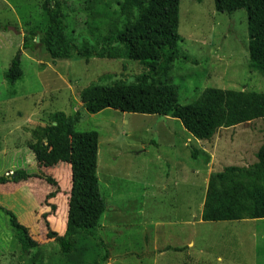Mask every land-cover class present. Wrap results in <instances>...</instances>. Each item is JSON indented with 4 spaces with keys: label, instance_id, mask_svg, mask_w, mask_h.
Returning a JSON list of instances; mask_svg holds the SVG:
<instances>
[{
    "label": "rangeland",
    "instance_id": "374dc122",
    "mask_svg": "<svg viewBox=\"0 0 264 264\" xmlns=\"http://www.w3.org/2000/svg\"><path fill=\"white\" fill-rule=\"evenodd\" d=\"M58 1L65 7L66 36L76 44L96 45L97 36L116 33L125 21L124 0ZM43 2L0 0V177L40 170L58 181L61 193L47 199L55 188L36 178L20 184L15 195L16 188L0 193V264H264V219L201 218L211 175L257 162L264 121L222 128L206 141L172 117L113 109L90 114L80 99L85 88L116 80L132 84L147 68L128 59L126 51L120 59L53 61L42 51L43 64L31 58L22 46L31 31L42 34L47 28ZM178 32L181 54L189 60L176 61L156 80L177 87L180 104L194 103L207 88L264 93V71L249 58L244 10L228 15L217 12L214 0H181ZM17 56L24 77L11 82L5 74ZM60 111H81L75 130L100 135L98 176L107 210L97 233L109 253L105 262L99 243L88 235L73 238L70 254L50 236V231L65 233L66 218L58 226L54 222L70 200V128L45 140L41 149L33 131L49 127ZM47 187L50 192L43 195ZM4 209L29 229L38 248L22 252Z\"/></svg>",
    "mask_w": 264,
    "mask_h": 264
},
{
    "label": "trees",
    "instance_id": "16d2710c",
    "mask_svg": "<svg viewBox=\"0 0 264 264\" xmlns=\"http://www.w3.org/2000/svg\"><path fill=\"white\" fill-rule=\"evenodd\" d=\"M181 0H124L121 15L124 24L116 33L99 35L96 45L85 40L76 44L66 36L67 26L58 0H44L42 9L47 16V28L42 34L31 31L22 49L43 64L44 52L53 61L80 58L120 59L126 51L128 59L147 68V72L132 84L116 80L111 85L91 84L80 99L82 108L90 114L106 109L122 113L172 117L181 122L185 130L198 140L211 141L222 128H233L255 120L264 121V93L252 91L205 89L197 101L182 105L174 85L158 82L157 77L167 75L176 61L189 60L181 54L179 42ZM202 2V0H197ZM217 12L231 15L244 10L248 16L249 58L253 66L264 71V0H214ZM5 29V28H4ZM2 30V29H0ZM4 31V30H3ZM39 41L36 42V38ZM24 77L22 62L15 57L8 67L5 78L17 82ZM81 111L67 115L60 111L53 115L46 128L33 131L36 147L58 134L64 127L70 133V175L72 187L67 210L60 211L61 218L68 216L63 235L50 231L51 238L60 250L70 254L74 250L73 238L80 234L92 237L99 243L101 262L109 253L102 237L97 233L102 216L107 210L106 198L101 192L98 176L100 135L97 131L79 132L75 126L81 121ZM66 127V128H67ZM41 179L55 188L47 199L61 193L58 181L44 172L29 173L19 170L13 175L0 177V185ZM14 236L25 254L38 248L29 229L17 216L4 209ZM264 219V140L257 152V162L249 167H226L211 175L204 202V222H229Z\"/></svg>",
    "mask_w": 264,
    "mask_h": 264
},
{
    "label": "crops",
    "instance_id": "0c3cea01",
    "mask_svg": "<svg viewBox=\"0 0 264 264\" xmlns=\"http://www.w3.org/2000/svg\"><path fill=\"white\" fill-rule=\"evenodd\" d=\"M43 71H45V70H43ZM67 127V126H66ZM66 127H64L58 134L60 135V134H62V133H65V131H66ZM70 133H71V130H69L68 131V136H69V139H70ZM58 134H56L55 136H57ZM58 135V136H59ZM53 138H55L54 136L53 137H51V140H53ZM214 138H215V136H214ZM31 180V182H33L32 180L33 179H30ZM29 182V180L28 181H25V182H20V183H18V184H14V183H9V184H6V185H0V193L1 194H3V193H8L9 194V192H8V189H10V188H16V190H13V194L15 195L16 193H17V191L20 189V186L22 185V184H25V186L27 185V183ZM21 184V185H20ZM72 187V186H71ZM3 189H4V191H3ZM12 190V189H11ZM10 191V190H9ZM45 193L43 194V195H45V194H47V193H49L50 192V187H47V189H45V191H44ZM50 194V193H49ZM21 206V205H20ZM22 207V209L24 208V209H26L27 207H25L24 205H22L21 206ZM23 209V210H24ZM25 211V210H24ZM203 212V211H202ZM201 218H202V214H201ZM19 220V219H18ZM67 222H68V216L66 217V221H65V225H64V232H65V230H66V227H67ZM25 226V225H24Z\"/></svg>",
    "mask_w": 264,
    "mask_h": 264
}]
</instances>
